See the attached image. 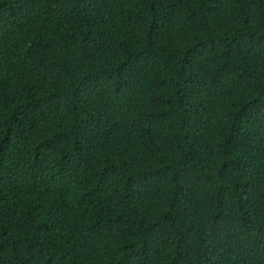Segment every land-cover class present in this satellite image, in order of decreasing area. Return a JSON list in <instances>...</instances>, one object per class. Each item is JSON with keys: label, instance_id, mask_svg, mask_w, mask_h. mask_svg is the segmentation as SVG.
<instances>
[{"label": "trees", "instance_id": "obj_1", "mask_svg": "<svg viewBox=\"0 0 264 264\" xmlns=\"http://www.w3.org/2000/svg\"><path fill=\"white\" fill-rule=\"evenodd\" d=\"M0 264H264V0H0Z\"/></svg>", "mask_w": 264, "mask_h": 264}]
</instances>
